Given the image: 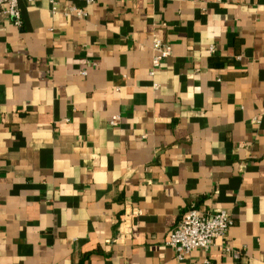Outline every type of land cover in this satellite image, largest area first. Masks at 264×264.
<instances>
[{"label":"crops","instance_id":"obj_1","mask_svg":"<svg viewBox=\"0 0 264 264\" xmlns=\"http://www.w3.org/2000/svg\"><path fill=\"white\" fill-rule=\"evenodd\" d=\"M18 9L0 12V264H264V0ZM192 204L233 224L178 259Z\"/></svg>","mask_w":264,"mask_h":264},{"label":"built area","instance_id":"obj_2","mask_svg":"<svg viewBox=\"0 0 264 264\" xmlns=\"http://www.w3.org/2000/svg\"><path fill=\"white\" fill-rule=\"evenodd\" d=\"M27 3L47 1L53 12L61 11L64 14L73 15L78 18L87 16L86 8L92 4L99 3L102 0H81L82 6L77 7L73 4L66 5L60 9L61 2L72 0H25ZM6 13L14 19L15 25H20V15L18 9V0H0V12ZM154 56L152 59V69L149 74L154 75L155 70L161 65L163 59L169 56V47H164L161 41L155 39L152 45ZM83 75L86 71L81 72ZM2 116L0 115V124ZM119 116L115 115L109 121L111 126L118 124ZM140 214V210L130 205L129 202L124 204V212L120 222V228L126 227L130 220ZM233 224L231 215L222 208L211 211L199 210L194 204L190 205L185 211L180 222L175 225L169 232L166 244L175 249L178 259L191 253L195 249L211 250L217 239H224L228 228ZM225 250L229 248L224 247ZM235 258L237 252H233Z\"/></svg>","mask_w":264,"mask_h":264}]
</instances>
